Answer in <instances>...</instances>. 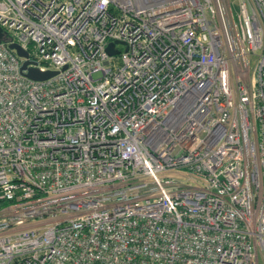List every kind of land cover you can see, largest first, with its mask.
I'll return each mask as SVG.
<instances>
[{"label":"built area","instance_id":"1","mask_svg":"<svg viewBox=\"0 0 264 264\" xmlns=\"http://www.w3.org/2000/svg\"><path fill=\"white\" fill-rule=\"evenodd\" d=\"M230 5L0 0V264H264V0Z\"/></svg>","mask_w":264,"mask_h":264},{"label":"water","instance_id":"2","mask_svg":"<svg viewBox=\"0 0 264 264\" xmlns=\"http://www.w3.org/2000/svg\"><path fill=\"white\" fill-rule=\"evenodd\" d=\"M3 36H4L3 28L0 26V42L2 41ZM10 47L12 49L16 50V52H17V54L19 56L28 58V52L25 49H23L19 44L12 43L10 45ZM107 49H108V51L110 52L111 55H116V54L119 53V50L115 46V42L110 43L108 45V48ZM29 64H31V61L29 59L25 60L22 63L21 70H22L23 74H25L26 76H28L31 79L44 80V79H47V78L53 76L56 73L55 71H50V70H48V71H41L37 67H31V66H29Z\"/></svg>","mask_w":264,"mask_h":264},{"label":"rangeland","instance_id":"3","mask_svg":"<svg viewBox=\"0 0 264 264\" xmlns=\"http://www.w3.org/2000/svg\"><path fill=\"white\" fill-rule=\"evenodd\" d=\"M230 1H231V5H230V7H232V9H233V11H234V14L237 15V13H238V4H239V0H230ZM220 13H222V9H221ZM221 15H222V14H221ZM120 46H121V45H120ZM121 47H122V46H121ZM255 59H256V56L253 57L252 62H251L252 69H253V67H254V65H255V62H256Z\"/></svg>","mask_w":264,"mask_h":264}]
</instances>
